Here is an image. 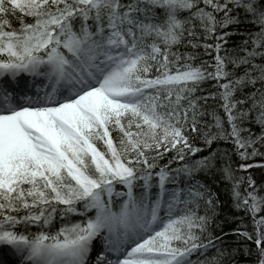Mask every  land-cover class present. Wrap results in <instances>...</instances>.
Instances as JSON below:
<instances>
[{
    "label": "snow or ice",
    "instance_id": "snow-or-ice-1",
    "mask_svg": "<svg viewBox=\"0 0 264 264\" xmlns=\"http://www.w3.org/2000/svg\"><path fill=\"white\" fill-rule=\"evenodd\" d=\"M157 7L164 16L154 23L157 18L151 13ZM233 8H243L254 18L260 32L252 43L264 46V0H0V246L13 249L22 264H192L193 253L215 244L212 239L202 242L209 217L191 207H198L205 196L211 206V193L198 185L187 189V199L183 189L166 192L176 175L191 178L209 167L210 159L176 170L168 165L152 170L168 152L176 153L173 160L184 161L201 150L185 134L198 131L191 94L201 81L229 75L219 42L205 45L217 53L214 72L181 66L180 54L171 48L186 30L194 35L192 28H185L193 20L215 36L217 26L236 22ZM182 12L189 15L181 18ZM221 12L218 20L215 14ZM227 35L215 38L226 43ZM257 54L264 55L253 50L239 63L247 64ZM170 65H177L175 72ZM154 66L158 74L152 78ZM253 67L260 68L264 80V66ZM21 75L32 78L30 85L42 80L33 92L21 95L28 106L13 103L16 93L2 82L5 77L15 82ZM245 82L255 84L256 78L245 72L235 82L219 85L231 130L225 133L217 118L218 136L208 134L205 140L211 146L217 138L230 137L244 150L242 158L255 141L242 137L231 97L233 83ZM253 100L260 108L258 123L264 125V96ZM113 131L119 133L118 142ZM247 167L252 165H241ZM138 180L143 181L139 193ZM117 184L126 191L117 193ZM249 186L254 187L250 178ZM238 187L233 189L236 206L253 214L258 264H264V217L255 219L264 198L253 192L241 198ZM179 205L183 211H176ZM58 211L64 218L78 214L83 219L52 232ZM31 226H36L35 233L28 232Z\"/></svg>",
    "mask_w": 264,
    "mask_h": 264
},
{
    "label": "trees",
    "instance_id": "trees-1",
    "mask_svg": "<svg viewBox=\"0 0 264 264\" xmlns=\"http://www.w3.org/2000/svg\"><path fill=\"white\" fill-rule=\"evenodd\" d=\"M123 3H128L129 0H122ZM223 2V0H221ZM204 7L203 4L200 5ZM230 8L233 6L230 4ZM211 11L210 8H208ZM151 15L156 17L154 23L160 22L164 16L162 8H154ZM188 12L180 13L181 18L188 16ZM217 19L223 17V13L215 14ZM231 16L236 22H233L226 28L217 26L215 36L208 35L203 31L199 20H193L190 24L185 25V28H192L194 35H189L188 31L184 32V36L180 43L173 45L171 52L178 53L181 56L180 65L191 64L194 67H203L207 72H214L215 56L217 55L214 47L206 48L205 45H215L221 43L220 55L226 58L225 71L229 73L227 78L216 80L208 78L196 85V90L191 94V98L196 101L197 111V128L198 131L192 132L186 130L185 134L189 137L193 147L201 149L195 155H186L184 161L173 160L175 152L166 153L163 158L156 161L157 167L152 171L158 172L160 167L168 165L171 169L176 170L182 167L183 164H193L202 158H209L211 165L196 172L193 177H188L183 174L176 175L175 182H168L166 192H177L184 190V198L187 199V189L193 185L202 186L205 193H211L212 205L205 203L207 196L200 199L197 204H192L191 207L199 215H207L209 224L207 231L202 235V242L207 240H215V244L207 250L193 253L189 258L192 264H197V261L202 264H215L214 258L219 261V264H258L260 253L254 240L257 235V227L250 211L245 210L244 206L237 207V201L233 196L235 185H239L238 191L243 198L248 192H253L257 198H264V140L258 139L264 135V125L258 123L260 108L254 106L253 97L259 101L264 96V80L259 77L261 75L260 68L256 66H264V55L249 56V63L240 64L242 57L248 56V53L255 50L257 53H264V46L256 47L252 41L257 38L260 32L258 23H254V18L247 14L243 8H233ZM26 22H32L30 17H25ZM13 26L19 27V22L13 19ZM227 32L225 41H217L216 36H220ZM207 37V38H206ZM148 42H153V38L149 37ZM162 46V45H161ZM190 57V58H189ZM171 58V57H170ZM236 61V66L231 61ZM173 72L177 65H170ZM245 72H250L251 77L256 78V83L235 84L233 83L231 102L236 103L233 109V115L237 117L236 123L241 132L242 137H249L255 141L252 147L247 148V158H242L241 151L238 150L230 137L217 138L211 146L205 143L208 134L218 136L216 128L217 118L220 120L225 133L230 132L231 128L228 123V115L225 112V100L222 97L224 91L219 87L220 84L235 82L245 75ZM158 73L155 66L153 67L150 76L154 78ZM189 87H192L189 83ZM187 95V93H185ZM174 99V96H173ZM187 107V101L183 102ZM244 113L243 116L240 114ZM192 113L189 110V123L191 122ZM187 129V126H185ZM112 136L118 142L119 133L112 132ZM100 146V145H98ZM253 149L256 154L252 155ZM155 155V153H149ZM172 161L169 164V161ZM241 165H252V167L241 168ZM225 169L228 171L226 172ZM249 178L254 182V187L249 186ZM143 181H137L135 191H142L141 185ZM157 180L154 177L152 180L151 194L153 198L157 194ZM126 191L123 186L117 184L116 192ZM167 198V197H166ZM114 199L119 200L120 197L114 196ZM79 207V205H78ZM184 205H179L176 211H183ZM24 213L21 212L20 215ZM264 217V200L261 201L260 211L255 213V219ZM83 219L81 215L70 214L68 217H61L59 211L56 218L52 222L51 231L55 232L62 226L63 223H75ZM36 226H31L28 229L29 233H35ZM237 233H248L253 237L249 240L244 235ZM220 239L216 240L215 238ZM222 250V251H218Z\"/></svg>",
    "mask_w": 264,
    "mask_h": 264
},
{
    "label": "rangeland",
    "instance_id": "rangeland-1",
    "mask_svg": "<svg viewBox=\"0 0 264 264\" xmlns=\"http://www.w3.org/2000/svg\"><path fill=\"white\" fill-rule=\"evenodd\" d=\"M95 255H96V253L94 252L93 255H92L93 260H94V258H95Z\"/></svg>",
    "mask_w": 264,
    "mask_h": 264
},
{
    "label": "bare ground",
    "instance_id": "bare-ground-1",
    "mask_svg": "<svg viewBox=\"0 0 264 264\" xmlns=\"http://www.w3.org/2000/svg\"><path fill=\"white\" fill-rule=\"evenodd\" d=\"M27 76V75H26Z\"/></svg>",
    "mask_w": 264,
    "mask_h": 264
}]
</instances>
